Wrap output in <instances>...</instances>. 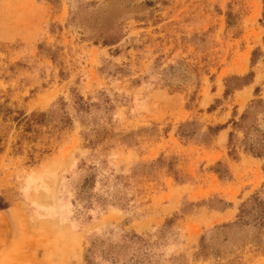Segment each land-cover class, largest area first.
Listing matches in <instances>:
<instances>
[{"label": "rangeland", "instance_id": "rangeland-1", "mask_svg": "<svg viewBox=\"0 0 264 264\" xmlns=\"http://www.w3.org/2000/svg\"><path fill=\"white\" fill-rule=\"evenodd\" d=\"M0 264H264V0H0Z\"/></svg>", "mask_w": 264, "mask_h": 264}, {"label": "trees", "instance_id": "trees-1", "mask_svg": "<svg viewBox=\"0 0 264 264\" xmlns=\"http://www.w3.org/2000/svg\"><path fill=\"white\" fill-rule=\"evenodd\" d=\"M5 209H7V204L2 200V198H0V210H5Z\"/></svg>", "mask_w": 264, "mask_h": 264}]
</instances>
